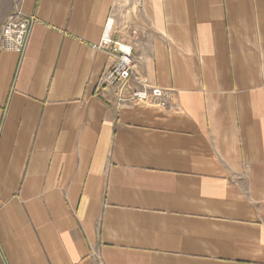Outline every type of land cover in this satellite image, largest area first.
<instances>
[{
    "label": "crops",
    "instance_id": "1",
    "mask_svg": "<svg viewBox=\"0 0 264 264\" xmlns=\"http://www.w3.org/2000/svg\"><path fill=\"white\" fill-rule=\"evenodd\" d=\"M125 1L18 0L38 21L0 50V264H264V0H139L126 37ZM108 28L167 108L98 86Z\"/></svg>",
    "mask_w": 264,
    "mask_h": 264
},
{
    "label": "built area",
    "instance_id": "2",
    "mask_svg": "<svg viewBox=\"0 0 264 264\" xmlns=\"http://www.w3.org/2000/svg\"><path fill=\"white\" fill-rule=\"evenodd\" d=\"M36 21L38 19L35 16L23 13L18 0H14L12 9L0 26V50L23 54ZM98 47L105 50L110 57V62L103 71L98 86L111 88L116 93L119 106L133 101L162 108L168 107L169 88L152 85L146 78L137 74L131 45L114 39L108 28ZM131 80H135L140 86L127 93Z\"/></svg>",
    "mask_w": 264,
    "mask_h": 264
},
{
    "label": "rangeland",
    "instance_id": "3",
    "mask_svg": "<svg viewBox=\"0 0 264 264\" xmlns=\"http://www.w3.org/2000/svg\"><path fill=\"white\" fill-rule=\"evenodd\" d=\"M14 0H0V26L9 11L13 7ZM138 1V0H137ZM136 0H126L125 3L117 6L118 12L114 16L117 19L122 33L126 36L132 35L136 29L143 25L139 15V4Z\"/></svg>",
    "mask_w": 264,
    "mask_h": 264
},
{
    "label": "bare ground",
    "instance_id": "4",
    "mask_svg": "<svg viewBox=\"0 0 264 264\" xmlns=\"http://www.w3.org/2000/svg\"><path fill=\"white\" fill-rule=\"evenodd\" d=\"M136 1H137V0H136ZM138 1H139V0H138ZM138 1H137V2H138ZM137 4H138V3H137ZM112 21H113V19H112ZM111 25H112V24H110V26H111Z\"/></svg>",
    "mask_w": 264,
    "mask_h": 264
}]
</instances>
